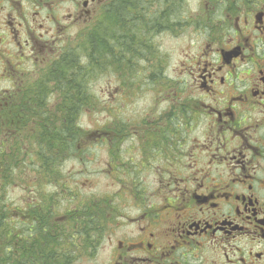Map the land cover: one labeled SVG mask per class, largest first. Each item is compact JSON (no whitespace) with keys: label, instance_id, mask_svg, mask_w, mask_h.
<instances>
[{"label":"flooded vegetation","instance_id":"obj_1","mask_svg":"<svg viewBox=\"0 0 264 264\" xmlns=\"http://www.w3.org/2000/svg\"><path fill=\"white\" fill-rule=\"evenodd\" d=\"M126 1L0 0V49H17L18 65L48 61L97 16L106 18ZM199 3L198 11L212 13L213 24L205 29L195 53L180 64L177 77L164 81L175 88L161 86L153 92L152 103L142 108L147 114L137 110L140 118L133 116L131 123L121 120L115 130L106 126L96 138L110 158L105 171L109 168L118 181L127 177L131 178L127 183H133L121 187L115 200L137 212L121 217L119 238L104 264H264V0ZM129 10L138 26L148 21L152 27L155 13L161 12L155 9V0H142ZM179 27L181 35L182 21ZM17 71L13 65L6 73ZM163 93L167 104H157ZM10 101L7 92L0 94V111L8 113ZM110 102V107L115 105L111 108L121 107L119 100ZM11 117L8 129L0 130L7 140L36 132L26 127V131L12 130ZM75 141L73 137L71 145L52 146V152L32 153L36 160L29 169L36 176L54 175L49 159L58 161L69 156L68 150L75 152ZM11 142H4L9 152ZM136 176L143 181L133 180ZM146 176L157 177L152 195H145ZM25 203L41 207L35 201ZM98 210L95 222L106 228L112 217L104 208ZM20 218L25 260L33 247L41 252L44 235L55 236L56 230L70 229L73 221L82 220L55 216V209L48 218L50 225L40 217L33 224L25 216ZM95 229L90 232L93 240H85L84 246L105 242L101 229ZM65 245L63 252L58 251L63 253V264H79L90 258L89 252L100 250L78 249L80 244L70 240ZM69 253H75L76 260ZM43 262V256L37 255V264Z\"/></svg>","mask_w":264,"mask_h":264},{"label":"rangeland","instance_id":"obj_2","mask_svg":"<svg viewBox=\"0 0 264 264\" xmlns=\"http://www.w3.org/2000/svg\"><path fill=\"white\" fill-rule=\"evenodd\" d=\"M159 2L156 1V10H158L157 5H159ZM184 3L185 6L182 11L180 10L182 3L178 2L176 10L173 12L175 14H173V20H171L166 28L156 27V30L151 31V24L149 26L148 21L144 25L139 24L141 30H144L142 33H144L145 37L142 39L138 37V51L134 53L130 51L129 55L126 54L123 64L121 66L115 65L116 68H112L109 65V59L101 57L103 59L99 61L103 65L102 69L92 71L90 55L94 54V51L90 46L91 39L98 35L100 36V42H106L113 48H118L116 42L113 41L116 40L117 35L118 37H123V33L120 32L119 34H113L115 33V28L118 30V27L107 16L106 18L97 16L85 32L76 33L70 45L59 50V53L53 55L48 61L35 62L34 64L23 62L18 65L19 63H16L18 56L17 49H0V94L7 92L11 95L9 112L0 111V130L8 129L7 127L12 115L13 118L23 116L24 112L32 108H37L34 110H37L36 112L40 113L43 119L49 120L53 115L48 112L58 111L59 107L63 106L60 97H62L63 93H67L63 85L67 84L68 80L66 79L67 76L61 73L60 70L64 69L61 66L68 59L69 61H74L78 67L82 69L86 68L85 73H87L89 78L88 95L91 100L89 101V105L81 109L77 115L76 123H78L81 130V134L77 139V152H69L68 150L69 156L61 157L58 161L54 159L53 162L52 159H49L51 170L54 172V175H52L54 183L49 178L52 176L46 177L43 175L42 181L44 187L39 189L43 194L40 198L43 196L49 198L50 195H54L56 199L61 200L60 205H56L58 214H55V216H65L69 210L75 211L80 209V207L83 210L84 205H86L89 206L91 212L97 215L99 214L98 207L104 208L102 211L108 214L107 216L112 217L106 228L99 222L91 228H100V238L103 236L105 242L98 244V249L100 250L94 259L84 258V260L79 261V264H104L106 261H110V250L113 247V243L119 238L118 230L121 227L119 224L122 223L121 217H132L137 213H135L134 208L122 204V200H115L117 196L116 192L121 187L133 183H127L131 182V178L127 177L118 181L109 168L105 171L106 162H110V158L99 141H96V138L99 136L100 130L106 126H109L111 130H115L119 121L125 120L131 123L133 116L140 118L139 114L142 116L147 114L145 109L142 110V108L146 104L152 103L154 98L152 96L153 92L161 86L167 85L169 89L175 88L174 83H168L167 81L177 77L180 71V64L184 62L186 56L195 53L196 47L202 43L204 34H206L205 29L213 24L211 22L213 20L211 17L212 13L205 11V13L201 14L203 11H198L199 0H185ZM135 5L140 4L126 1L123 5L115 7V9L127 11L125 24L134 27L133 30L136 28L135 21L137 22V20L134 13L129 9L135 8ZM180 21H182V31L184 32L181 35V27L178 28ZM136 34L138 33L134 31L129 37ZM134 42L136 43V38ZM61 52V56L57 58ZM106 55L109 56L108 54ZM109 58L111 57L109 56ZM111 61L113 64L115 63L112 58ZM13 65H15L19 72L17 71L15 74L6 73V70L12 69ZM110 67L112 69L106 71ZM117 69L116 73L115 70ZM164 77L167 79L166 82H164L165 80H161ZM39 84L46 86L50 93L46 96L42 95V100L39 102L40 109L35 104L33 97L34 91L37 90V93H40L37 89L41 88L38 87ZM23 86L28 87L29 90L25 91ZM134 91L138 92L140 98L137 97L135 99L133 97ZM165 95L166 93H163L162 96H157L156 103L166 105L167 102L163 101V98H166ZM174 97L177 96L174 95ZM173 98L170 102L172 105L176 104ZM111 99L119 100L118 103L121 104V107L118 110L111 108L115 107L114 104L110 107L112 104L110 102ZM125 99H128L129 103ZM123 100H125L124 104ZM140 109L144 113L137 114L135 111ZM150 115L152 116L151 111ZM17 124L19 123L15 122V126ZM52 124H50V129L61 128L62 126L60 122ZM171 124L172 127L175 126L176 120L172 121ZM12 126L13 123L11 121L10 127ZM134 129L135 127L130 130L133 135ZM36 133L37 130L32 135ZM11 145L12 150L10 152L7 151L9 154L8 158L17 161L19 167L14 176L15 182L7 188H4L0 183V205L8 206L10 222L14 225L18 219L21 220L20 215L13 211L14 208L21 206V201H29L23 187L25 185L32 186L35 181L33 176L38 175V173L29 169L33 161L36 160V157L31 159L32 153L35 154L36 151H32L30 144L23 143L21 145L14 142ZM130 149L132 150V146ZM136 177L133 180L140 178L143 181L142 176ZM146 183L148 189L145 191V195L146 193L148 195L154 194L155 187L158 184L157 177L146 176ZM30 188L28 189V196L31 195L30 197H33L37 191L30 192ZM68 191L70 195H64ZM50 201L56 204L52 199ZM133 211L134 213H132ZM75 241L79 244H83L82 242H84L81 236L76 237Z\"/></svg>","mask_w":264,"mask_h":264},{"label":"trees","instance_id":"obj_3","mask_svg":"<svg viewBox=\"0 0 264 264\" xmlns=\"http://www.w3.org/2000/svg\"><path fill=\"white\" fill-rule=\"evenodd\" d=\"M131 1L133 4H141L142 0H128ZM160 1L159 5H157L158 10L161 12L155 13V21L154 26L151 27V31L154 29L156 30V27L166 28L167 25H169V22L173 20V16L175 15L173 12L176 10L178 2H181V8L180 10L183 11L185 0H155ZM138 6V5H136ZM169 14V15H168ZM174 14V15H173ZM107 18L109 20L111 19L113 23L118 27V30L115 28V33L113 34H119L123 33V37L121 38L116 37V40L113 42H116L118 45V48H113L110 44H107L106 42H100V36L96 35L94 38L90 41L91 49H93L94 54L92 53L90 55L91 57V63H92V71L101 70L102 66L101 62L99 60H102L104 57L109 59V65L112 68H116L115 65L121 66L123 64V59L125 58V55H129L130 51L137 52L138 51V45H139V39L144 38V30H141L140 26H138L137 22L135 21L136 28L133 30L134 27H131L129 25L125 24V21L127 19V11L117 9L115 11L109 12L107 15ZM128 23V22H126ZM118 31V32H116ZM136 31V35H133L129 37L130 34L134 33ZM110 32V33H111ZM140 32V33H139ZM102 36V35H101ZM137 36V37H136ZM103 37V36H102ZM139 37V39H138ZM136 38V43L134 42V39ZM117 51V53H115ZM108 54L111 58L107 56ZM103 57V58H101ZM61 63V62H60ZM54 67V66H53ZM52 67V68H53ZM62 70L61 73L64 76H67L66 79L67 84H64V89L67 90V93H63L62 97H60L62 107H59L60 109L55 112H48L53 115L48 119H43L40 115V113L36 112L37 110H27L23 113V116H16L13 118V115L11 117V121L13 123V126L10 127L12 130L17 131H26V128H31L33 130H37V133L35 135H21L20 139L18 140H12L11 138L7 140V138L4 135H0V183L4 188H7L9 185H11L14 181V176L16 171L14 170V167H18L19 163L17 161H14L13 159L8 158L7 150L4 149V142L6 141L9 145L16 142L18 144L23 145V143L30 144L32 147L33 152H45L47 149H49V152L51 151L52 146H60L62 147L63 144L65 145H71L73 143V137L76 139L74 142L75 147L77 146V139L80 136L81 132H79L77 127V115L81 111V109L85 108V106L89 105L90 96L88 95V75L86 72V68L82 69L76 65L74 61H69L67 59V62L64 63L61 66ZM60 67V68H61ZM108 68L106 71H109L112 68ZM55 68V67H54ZM67 68V69H66ZM107 68V66H105ZM116 73L118 71L115 70ZM162 81L167 80L166 77L161 78ZM71 82V83H69ZM69 85V86H68ZM35 86V85H34ZM37 88L40 93H33L35 104L39 105L40 100H42V95L46 96L49 93V89L46 86H42L41 84L38 85ZM25 89V87H23ZM32 89V88H31ZM65 90V91H66ZM138 92L133 93V97H138ZM127 103H129L128 99H125ZM41 104V103H40ZM67 106V107H65ZM25 111V110H24ZM27 113V114H26ZM18 115V114H17ZM19 123L15 126V122ZM60 122L62 124L61 128L56 129H50V124L52 125ZM26 127V128H25ZM25 139H27V142H25ZM48 146L41 150L45 144ZM8 170H10V173L7 174ZM38 177V176H37ZM52 179L53 177H49ZM42 179V178H41ZM43 195V194H42ZM40 197H37L35 199H38ZM41 200V207H36L35 204H29L25 203L27 201H21V206H16L14 208V212L16 214H19L20 216L27 217L28 220L33 224L34 218H42L43 223L45 225H50L51 222L48 220L49 217L53 216V205L54 202H51L50 199L45 196L40 198ZM44 200V201H43ZM31 202V201H28ZM41 209V211H40ZM83 215H85L86 219H89L90 217H93L90 213L86 212V208L83 209ZM91 215V216H88ZM12 219V218H11ZM20 219L17 220V222L13 225L10 222V215H9V208L8 206L0 205V264H37V255L41 254L43 256L44 262L42 264H63L62 263V257L63 253H58V251H64L67 246L65 245L66 241L70 240V242H74L75 237L81 236L82 239L85 240H91L92 237L89 236V231L87 229L74 231V234L70 236L69 231L64 230H56L55 236H43V242L44 245L40 249V253H36L35 247L31 249V251H28V258L25 260L24 255H21V243L22 239L24 238L23 231L20 230ZM94 222L92 220L88 222H84L83 226L87 228V226L92 227L94 226ZM6 228V229H5ZM25 231V230H24ZM10 240L11 243H7V241ZM7 246V247H6ZM91 247H93L91 245ZM8 249H11V252L8 251ZM60 251V252H61ZM78 251V250H77ZM79 253V252H78ZM22 257H21V256ZM71 260H76V254L75 253H69ZM80 257V256H79ZM24 258V259H23ZM70 264V263H66Z\"/></svg>","mask_w":264,"mask_h":264}]
</instances>
